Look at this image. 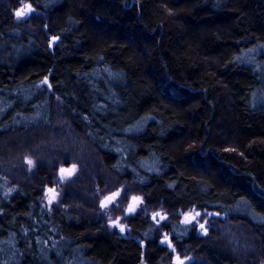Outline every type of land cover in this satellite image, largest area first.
I'll return each mask as SVG.
<instances>
[{
    "label": "trees",
    "instance_id": "obj_1",
    "mask_svg": "<svg viewBox=\"0 0 264 264\" xmlns=\"http://www.w3.org/2000/svg\"><path fill=\"white\" fill-rule=\"evenodd\" d=\"M57 124L167 215L125 216L124 235L83 192L49 207L44 167L1 176L0 264H258L182 222L195 209L246 227L237 240L264 256V0H0V161L39 156Z\"/></svg>",
    "mask_w": 264,
    "mask_h": 264
},
{
    "label": "rangeland",
    "instance_id": "obj_2",
    "mask_svg": "<svg viewBox=\"0 0 264 264\" xmlns=\"http://www.w3.org/2000/svg\"><path fill=\"white\" fill-rule=\"evenodd\" d=\"M17 15L27 22L36 17L34 23L40 19V16H43L42 13L25 5H21L17 9ZM49 130H51L50 135H46L48 143L41 144L39 156L31 150L27 151L25 147L23 149L20 146L17 147L16 150L19 153L17 159L15 156L6 158L11 160L7 164L0 161V177L6 176L13 180L20 178L27 181L34 178L39 167H44L50 171L53 178L52 183L44 186L43 201L49 207H61L65 205L67 197L70 198L73 194L83 192V198L86 200L88 209L90 208L89 215L94 219L106 221L111 231L120 232L118 227L112 226V223L119 219V223L123 224L126 229L122 233L124 235L129 233L124 218L131 213L145 211L157 223H161L166 217L167 214L162 209H146L140 188L136 185H129L109 171L101 161L99 152L84 136L78 134L68 125L57 124ZM59 159L66 160V163L60 162L57 166L52 164V161L58 162ZM107 197L108 199L103 202ZM179 214L182 222L193 224L201 236L209 237L213 231L224 232L223 237L229 234L224 239L234 248L235 253L242 251L248 253L253 250V254L257 255L258 264H264V256L259 254V251L255 252L254 246L251 245L252 241L244 245L237 240L238 235L240 237L242 235L243 238L249 235L246 227L234 224L229 220H222L218 216L217 218L212 217L210 213L202 210H188L179 212ZM229 230L231 231L229 232ZM163 238H170V234L163 233ZM165 242L172 245L171 240ZM175 255L178 257L177 264H194L198 258L196 254L189 251H175Z\"/></svg>",
    "mask_w": 264,
    "mask_h": 264
},
{
    "label": "snow or ice",
    "instance_id": "obj_3",
    "mask_svg": "<svg viewBox=\"0 0 264 264\" xmlns=\"http://www.w3.org/2000/svg\"><path fill=\"white\" fill-rule=\"evenodd\" d=\"M131 214H134V213H131ZM154 219H155V217H154ZM112 226H113V227H118L121 233L125 232V230H126V229H125V226H124L123 224H120V223H119V219L116 220V221H114V222L112 223ZM166 239H167V238H166ZM45 264H47L46 261H45Z\"/></svg>",
    "mask_w": 264,
    "mask_h": 264
},
{
    "label": "water",
    "instance_id": "obj_4",
    "mask_svg": "<svg viewBox=\"0 0 264 264\" xmlns=\"http://www.w3.org/2000/svg\"><path fill=\"white\" fill-rule=\"evenodd\" d=\"M108 199V197L106 199L103 200V202H105L106 200ZM170 239L167 238V239H164V241H169ZM178 258V257H177Z\"/></svg>",
    "mask_w": 264,
    "mask_h": 264
}]
</instances>
